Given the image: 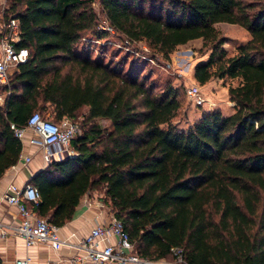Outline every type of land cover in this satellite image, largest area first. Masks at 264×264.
I'll list each match as a JSON object with an SVG mask.
<instances>
[{
    "label": "trees",
    "instance_id": "trees-1",
    "mask_svg": "<svg viewBox=\"0 0 264 264\" xmlns=\"http://www.w3.org/2000/svg\"><path fill=\"white\" fill-rule=\"evenodd\" d=\"M98 3L110 30L148 40L164 57L199 37L209 51L193 77L236 78L226 87L232 110H203L179 127L171 120L175 87L153 91L137 64L122 70L81 53L85 32L95 39L108 33L97 26L91 0H7L0 17L17 19L16 44L28 55L1 87L8 91L0 106V175L20 147L9 122L23 125L35 110L51 120L78 114L73 153L25 180L38 190V215L60 226L79 197L98 187L141 257L161 259L178 246L188 264H264V0ZM219 21L248 32L231 54Z\"/></svg>",
    "mask_w": 264,
    "mask_h": 264
},
{
    "label": "built area",
    "instance_id": "built-area-1",
    "mask_svg": "<svg viewBox=\"0 0 264 264\" xmlns=\"http://www.w3.org/2000/svg\"><path fill=\"white\" fill-rule=\"evenodd\" d=\"M18 38L17 19L12 15L5 16L0 20V104L8 91L1 87L8 84L9 74L16 63L24 61L28 55L26 46L16 44ZM185 94L195 105L204 101L197 83L187 85ZM8 126L19 140L28 130L27 142L39 151L43 165L50 164L53 159L64 154L73 153L69 139L79 131L78 123L71 117L63 115L57 120H51L41 116L36 110L28 114L23 125L9 122ZM22 157V163L26 165L30 155L26 153ZM38 198V190L31 183L23 181L17 184L9 181L6 184L0 193V201L15 207L18 220L8 224L0 222V238L4 237L6 229L9 228L25 244L43 242L53 249H58L63 244L71 245L74 252L67 259L72 264H157L156 261L139 256L133 250L127 230L112 212L101 216L81 235L70 232L69 235L74 237L69 239L68 235L60 234L59 226L48 222L44 216L33 210L32 206L37 203ZM180 251L178 246L170 247V261L165 264H188ZM13 264H29V258L14 257Z\"/></svg>",
    "mask_w": 264,
    "mask_h": 264
},
{
    "label": "rangeland",
    "instance_id": "rangeland-1",
    "mask_svg": "<svg viewBox=\"0 0 264 264\" xmlns=\"http://www.w3.org/2000/svg\"><path fill=\"white\" fill-rule=\"evenodd\" d=\"M252 3L254 0H246ZM7 0H0V16L5 10ZM91 5L96 12L97 26H107L103 19L98 0H91ZM1 20V17H0ZM214 26L219 34L223 36L222 47L226 54L234 52L236 44L244 41L248 37V32L236 23L224 21L215 22ZM108 28V33L101 39H95L89 33H84L79 39L77 47L83 45L81 53L85 51L92 59L121 68H127L131 63L139 66L140 73L144 76L146 83L152 85L153 91H159L166 86L176 88L179 107L172 117V122L179 127H185L192 122L203 110L217 108L223 114L232 110V101L227 99L226 87L228 84H235L237 81L233 77L209 76L204 82L199 83L193 77V66L196 62L206 58L209 51L208 45L203 44L199 37L187 40L184 43L177 44L168 54V57L162 56L155 47L145 39L129 41L118 32ZM191 83H197L204 101L195 105L185 94V87ZM82 106L81 109H84ZM75 120L79 123L80 116L77 114ZM101 123L105 120L99 119ZM70 149V147H68ZM82 202L90 203L101 209L105 214L110 211L109 206L102 200L101 188H89L82 194ZM148 259V258H147ZM156 261H170V256Z\"/></svg>",
    "mask_w": 264,
    "mask_h": 264
},
{
    "label": "crops",
    "instance_id": "crops-1",
    "mask_svg": "<svg viewBox=\"0 0 264 264\" xmlns=\"http://www.w3.org/2000/svg\"><path fill=\"white\" fill-rule=\"evenodd\" d=\"M2 104L3 102L0 106ZM28 133V130H26L20 140L17 138L20 144L19 152L15 162L6 166L0 175V193L9 181L20 184L35 170L46 166L40 160L39 151L27 142ZM26 153L30 155V158L25 165L22 163V155ZM81 197L82 195L75 205L73 216L59 226L60 234L68 235L69 239L74 237L69 235L70 232H73L74 235H81L93 222L98 221L101 216L105 215L95 205L90 203L87 205L82 202ZM17 220L18 214L15 207L0 201V222L8 224L15 223ZM73 252L74 247L67 244L61 245L58 249H53L43 242L25 244L23 239L15 235L9 228L6 229L4 237L0 238V264H13V258L17 256H28L29 264H72L67 257Z\"/></svg>",
    "mask_w": 264,
    "mask_h": 264
}]
</instances>
